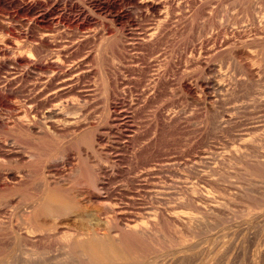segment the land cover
Segmentation results:
<instances>
[{
	"label": "rangeland",
	"instance_id": "374dc122",
	"mask_svg": "<svg viewBox=\"0 0 264 264\" xmlns=\"http://www.w3.org/2000/svg\"><path fill=\"white\" fill-rule=\"evenodd\" d=\"M0 45V264L62 255L31 216L63 175L113 229L158 211L163 264H264V0H0ZM59 104L70 130L8 128Z\"/></svg>",
	"mask_w": 264,
	"mask_h": 264
},
{
	"label": "bare ground",
	"instance_id": "6f19581e",
	"mask_svg": "<svg viewBox=\"0 0 264 264\" xmlns=\"http://www.w3.org/2000/svg\"><path fill=\"white\" fill-rule=\"evenodd\" d=\"M10 40L7 38L1 39V43L3 46L8 48V47H11V44H12V42ZM2 45H0V46H2ZM67 108H68V106L60 105V104L54 105L52 107H48L43 112L44 115L42 116L40 114L41 117L38 118L36 116V114H33L32 108L30 106L23 107V108L19 107V109H18L19 112L16 115H19V117L20 116H22V117L18 118L17 121L15 120L16 122H12L10 125L8 124L9 125L8 128H10L11 130H15L18 127L19 130L21 128H22V130L25 128L26 130L31 129V131H32V128L36 127V129L38 128L37 131L40 132L39 134L55 133L57 130L62 131L63 129H65V130L69 129V127H72L73 125H77L76 124L77 119H75V117L70 118V119H69V117H67V119H64V121L62 120V122H60L59 120H55V118H56L55 115L66 112L68 110ZM51 117H55V118L50 119ZM48 118H49V120H47ZM67 133H69V132H67ZM9 158H10V156L8 154H6V156H4L3 158L0 159V160H2L0 162H3L4 160H8ZM81 169H83V168H81ZM22 174H24V173H22ZM22 174H20V175H22ZM1 175L2 174L0 173V178L2 177ZM17 175H19V172L17 173ZM63 176H65V175H63ZM63 176L61 178H59L58 181L56 179L55 182H52V184L50 183L49 187H47V189L45 188V191L40 195L39 203L36 206L35 211L33 212V215L31 216V219L34 221V223L36 225L35 232L37 234H39V236L42 238L58 240L60 247L62 249V255L59 254L58 255L59 257L55 256V257H51L50 259H44L41 261L42 264L43 263L58 264L60 262H65L68 259H72L71 258L72 256L69 252V247H73L75 249V251L78 252L79 254L82 253V256L83 257L85 256L91 264H163V261L160 260L158 258L159 256L156 255V253L158 251L155 254L152 252V250H154L153 249L154 246L152 245L153 246L152 248H151V246H149L150 247V249H149V247H146L145 244L142 243L143 240L147 241L148 239L152 238L153 235L155 234L156 228H157L156 226H157L158 220H159V216L161 215V214H158V211L153 212L147 208L141 209L138 212L131 213L130 215H128V217L126 216L125 221L123 220L121 222L120 218L122 216H124L125 211L119 207V209H118L119 211L117 213H115V220L116 221L115 220L114 221H115L116 225L114 226L115 229H113L110 226L108 220H104V221L98 220V218L96 217L97 210L92 209V206H91V208L90 207L88 208L87 203L82 201L83 198L81 196L85 195V194L82 193L81 189H75L73 187V185H71L72 181L69 183L68 175H67V177H63ZM22 177H23V175H22ZM95 179H97V178H95ZM89 180H90V178H89ZM23 181L24 180L19 178L17 180L16 184L21 185V182H23ZM91 182H89V183L92 184L93 182L92 183ZM10 186H13V185H10ZM10 186L8 185V183L4 182L3 179H2V181H0V187L7 188ZM43 186H45V184ZM87 194H89V193H87ZM78 197H81V199L78 200L77 199ZM86 198H89V197L86 196ZM78 204L81 205L82 209L79 208L81 210L75 209L76 205H78ZM98 208H100V207H98ZM178 208H179V206L176 205L170 209L169 218L171 219L173 226L177 229H180L181 226L182 227L184 225L186 226V224H185V220H184L181 212H179L177 210ZM31 210H33V209H31ZM29 212L31 213L30 210H29ZM69 213H76L77 216H81L82 218H84L83 220H81L83 222H82V224H79L81 226L79 228H77L78 230H77L76 234H69V224H71V223H69ZM159 213H160V211H159ZM24 215H26L25 212H24ZM81 217H80V219H82ZM24 218L25 217H23V219ZM93 220H98V221H96L97 223L95 222L96 224H94ZM92 222H93V224H92ZM186 222H188V221H186ZM31 223H32V221H31ZM160 223H161V221H160ZM201 225H203V224H201ZM19 227H21V226H19ZM101 228L104 229L105 231H103L102 233L101 232L99 233L98 230H100ZM110 229L114 230V232H113L114 234L111 233ZM181 229H180V232H181ZM151 241H152V239H151ZM58 249H60V248H58ZM176 250H178V249H176ZM78 253H77V255H78ZM150 254H153V255H150ZM178 258H180V257H178ZM136 259H138V260H136ZM72 260H74V259H72ZM67 262H66V264H67ZM81 262H83V261H81ZM41 263H39V264H41Z\"/></svg>",
	"mask_w": 264,
	"mask_h": 264
}]
</instances>
